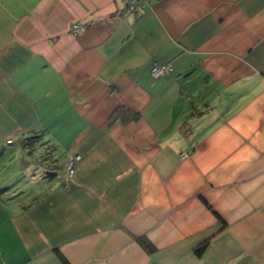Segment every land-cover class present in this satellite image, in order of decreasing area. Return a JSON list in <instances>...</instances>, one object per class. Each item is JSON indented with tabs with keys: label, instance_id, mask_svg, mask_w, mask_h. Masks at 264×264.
<instances>
[{
	"label": "crops",
	"instance_id": "crops-1",
	"mask_svg": "<svg viewBox=\"0 0 264 264\" xmlns=\"http://www.w3.org/2000/svg\"><path fill=\"white\" fill-rule=\"evenodd\" d=\"M119 1L0 0V264H264V0Z\"/></svg>",
	"mask_w": 264,
	"mask_h": 264
},
{
	"label": "built area",
	"instance_id": "built-area-1",
	"mask_svg": "<svg viewBox=\"0 0 264 264\" xmlns=\"http://www.w3.org/2000/svg\"><path fill=\"white\" fill-rule=\"evenodd\" d=\"M152 0H120L117 6V12L119 14L125 15L129 13H137L140 10L148 7ZM88 24H75L71 27V32L74 35L79 34ZM173 71V66L170 63H158L155 62L151 67V72L154 77H159L162 75L171 74ZM186 154H183L185 157ZM82 156L79 154H74L68 157L64 163L66 174L64 177V182L70 181L76 173V168L78 163L81 161Z\"/></svg>",
	"mask_w": 264,
	"mask_h": 264
},
{
	"label": "trees",
	"instance_id": "trees-1",
	"mask_svg": "<svg viewBox=\"0 0 264 264\" xmlns=\"http://www.w3.org/2000/svg\"><path fill=\"white\" fill-rule=\"evenodd\" d=\"M137 118H138V115H136V114L130 112V111H129L127 108H125V107H120V108H118V109L113 113V115L111 116V122H114V121H116V120H121L122 122L127 123V122H129V121H131V120H135V119H137ZM37 138H38L37 136L27 137V138L25 139V142H24L25 146H26L27 148H29L30 150L33 149V148H34V145H36V144L38 143V139H37ZM42 145L44 146L45 144L43 143ZM65 161H66V160H65ZM142 244H143L144 247H145L146 249H148L149 251H153V247H152L151 244H150L149 242H147L146 240H143V239H142ZM204 246H205V244L202 245L201 247H199V249H202ZM62 258H64V257L62 256ZM63 260L66 262V264H70V263H68V261L65 260V258H64Z\"/></svg>",
	"mask_w": 264,
	"mask_h": 264
},
{
	"label": "rangeland",
	"instance_id": "rangeland-1",
	"mask_svg": "<svg viewBox=\"0 0 264 264\" xmlns=\"http://www.w3.org/2000/svg\"><path fill=\"white\" fill-rule=\"evenodd\" d=\"M40 147V146H39ZM44 146H42V148H43ZM14 164V163H13Z\"/></svg>",
	"mask_w": 264,
	"mask_h": 264
}]
</instances>
